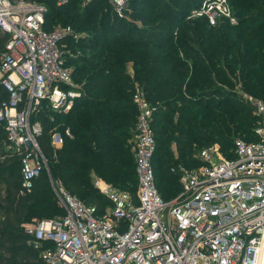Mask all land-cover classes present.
<instances>
[{"label": "trees", "instance_id": "16d2710c", "mask_svg": "<svg viewBox=\"0 0 264 264\" xmlns=\"http://www.w3.org/2000/svg\"><path fill=\"white\" fill-rule=\"evenodd\" d=\"M28 1L45 2L46 31L71 16L68 26L77 36L65 38L70 51L61 48L82 96L66 114L35 117L48 173L41 171L30 192H21L19 157L5 151L0 122V264H44L22 225L64 213L49 176L96 214L110 201L95 178L134 194L137 91L153 108L151 163L165 201L181 189L178 167L199 164L194 154L200 148L217 144L232 158L236 139L258 140L248 97L264 101V0H229L236 24L219 18L215 25L204 16L187 18L203 0H127L122 16L108 0L110 10L103 9L105 0ZM6 41L0 33V54ZM54 127L63 136L58 148L51 145Z\"/></svg>", "mask_w": 264, "mask_h": 264}, {"label": "built area", "instance_id": "2783aa9c", "mask_svg": "<svg viewBox=\"0 0 264 264\" xmlns=\"http://www.w3.org/2000/svg\"><path fill=\"white\" fill-rule=\"evenodd\" d=\"M26 0H0V33L7 35L0 54V122L3 147L19 157L21 192H30L46 157L37 137L41 112L66 114L82 96L66 65L61 39L70 26L43 29L46 7ZM92 0H83V4ZM122 16L127 0H108ZM68 0H57L64 5ZM204 16L236 24L229 0H203L187 18ZM258 117L256 141L235 140L234 157L217 144L200 148L194 167L180 165L179 193L163 200L155 185L152 154L153 108L134 94L138 113L132 129L137 176L134 194L99 178L94 186L110 205L101 215L69 194L49 176L63 214L22 225L44 264H264V101L248 97ZM53 119V116L50 117ZM68 135L69 130L64 129ZM63 143L53 128L51 145Z\"/></svg>", "mask_w": 264, "mask_h": 264}, {"label": "rangeland", "instance_id": "374dc122", "mask_svg": "<svg viewBox=\"0 0 264 264\" xmlns=\"http://www.w3.org/2000/svg\"><path fill=\"white\" fill-rule=\"evenodd\" d=\"M25 2H30V3H33V1H28V0H26ZM40 3H45L44 1H41ZM108 5V2L105 0L104 1V6H103V9H105V10H110V7L109 6H107ZM126 10V9H125ZM82 15L84 16V15H86V14H84V13H82ZM64 18H66V21H64V22H62V23H60V22H58L57 24H56V27H66V26H68L69 25V21H70V18H71V16H67V15H64L63 16ZM216 24V23H215ZM214 24V25H215ZM50 28H55V26L54 27H50ZM76 28H80L79 26H77L76 25ZM67 36H64L62 39H61V47L64 49V51L66 52V51H70L69 50V46L71 45V43L70 44H68V42L66 43V41H65V38H66ZM65 47V48H64ZM132 138V137H131ZM108 207V205H105L104 206V208H103V212L102 213H97V214H99V215H101V214H103L104 212H105V209ZM36 219H38V217H32V218H30L29 219V221H33V220H36ZM29 221H27V222H29Z\"/></svg>", "mask_w": 264, "mask_h": 264}]
</instances>
